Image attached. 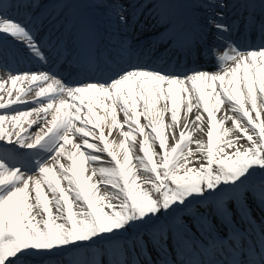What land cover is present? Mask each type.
Masks as SVG:
<instances>
[{
    "label": "snow or ice",
    "instance_id": "1",
    "mask_svg": "<svg viewBox=\"0 0 264 264\" xmlns=\"http://www.w3.org/2000/svg\"><path fill=\"white\" fill-rule=\"evenodd\" d=\"M241 3L258 45L234 42L222 12L207 21L215 43L196 31L173 38L186 54L214 59L209 72L142 63L126 40L102 51L91 28L67 39L56 29L45 41L35 21L42 5L0 2V68L8 70L0 76V264H65V254L74 257L68 264H264V222L257 234L246 219L250 202L264 209V0ZM135 4L113 0L118 26L130 25ZM65 52L82 80L55 66ZM21 59L33 68H11ZM185 100L188 113L202 112L169 147ZM225 104L234 115L218 119ZM204 113L206 139L193 141L189 129L200 121L205 132ZM115 129L122 140H109ZM242 209L252 231L236 226ZM217 222L233 225L231 234Z\"/></svg>",
    "mask_w": 264,
    "mask_h": 264
},
{
    "label": "bare ground",
    "instance_id": "2",
    "mask_svg": "<svg viewBox=\"0 0 264 264\" xmlns=\"http://www.w3.org/2000/svg\"><path fill=\"white\" fill-rule=\"evenodd\" d=\"M106 2H108V4L112 5L113 0H104ZM179 2L181 1H185V3H188L191 10L192 11H196L199 10L200 11V17L202 18L203 21H206V18L209 17H214L215 15L209 13L211 12L209 10V8H211V6H215L216 8L222 10L221 8L217 7L216 4L217 3H224L227 5V7L223 8L222 13H224L223 15V20L221 21L222 23L228 24V21H225L224 19H228L229 17L231 18L233 15H241V18H247L249 16V12L245 10V5L244 4H238L242 1L239 0H212L213 2H208L206 0H178ZM0 2H8V0H0ZM36 2L40 5H42L39 10L35 13V17L38 14H42V16L40 17V20L36 21V26L37 28H40L41 30H43L44 33V37L47 36L48 34H50L51 32H53L54 30H56L55 27V21L57 20V17L54 16H50L48 15V13L50 12V7L52 4L55 6H58L55 8L56 12L59 15V19L57 20V22L60 23H68L70 25L72 24H76L81 17H85L81 12L79 7H73V8H65L64 4L65 3H72L74 5H77L75 0H36ZM120 2L122 3H126L127 0H120ZM138 2H136L135 6L133 9H131V11L133 12L134 9L141 11V14H144V18H143V23L142 26L140 28V30L137 31V27L141 24L138 21L135 24V26L133 27L132 25H129L128 27H123V26H118L115 23V31H117V36H115V38L117 39V41H128V34L132 33V35L135 36V38L137 39V45H136V51H137V55L140 57V60L142 63H149L152 65H156L159 67H163V68H170V69H179V70H183V71H187V70H191V69H200V70H207L209 72H214L217 70L218 65L216 63V61L214 59H209L203 56H199V55H192V54H186L179 46L177 43L173 42V38H177V32H176V28L175 29H171L169 31L168 26H162L159 27V29H157L158 26V21H156L155 19H163V18H150V15H146V12H148L149 8H145L146 5L140 3V5H138ZM137 6V7H136ZM85 7V6H84ZM84 7L81 6L80 8L84 10ZM104 6H100V8H103ZM206 7V8H204ZM208 7V8H207ZM53 8V7H52ZM88 8V7H85ZM140 8H144V9H140ZM95 9L94 7H91V10ZM98 9V8H97ZM105 9V8H103ZM110 9V7H109ZM143 10V11H142ZM202 10V11H201ZM217 11V10H215ZM251 11V10H250ZM72 12H76L78 13V15H74ZM85 12H89V11H85ZM174 18H178V16L176 14H174V11H170L169 12ZM217 13V12H216ZM16 12L13 11V15H15ZM108 15L109 17H113L114 18V13L112 11V9L108 10ZM215 14V13H214ZM21 15H24V11L21 10ZM29 18H32V14L29 13L28 14ZM143 16V15H142ZM91 18H94V16L91 15ZM134 20V19H133ZM180 20V22L184 25H190L191 27H193L194 29H196V31H201L202 33H204L206 39L210 42V43H215V37H212V34H214L215 36L217 35L216 30L214 28L210 29L209 32L206 31L208 29V25L205 23H200V22H195L196 18H192L190 20L188 19H177V22ZM132 21V20H131ZM130 24H133V22H131ZM151 28H155L150 32V34L148 36H146L145 34L147 33H143V30H150ZM63 34L66 36V38L69 37V35L71 34L72 36H75L77 33L76 31H71L69 28L67 27H61ZM115 33V32H113ZM169 33V35H168ZM165 35H167V37H165ZM113 34H110V36H106L103 32L102 34H99V40L103 41L105 39H109L110 37H112ZM232 40L234 42H236L238 45H240L241 47H245L248 45H258L260 43V41H256V42H246V41H242V40H238L232 33L231 36ZM153 41L158 42L160 45L158 46V49L156 50L158 53L156 54V56L154 58H150V57H146L141 56V52H142V47L146 44L147 46H149V51L151 52V50L153 49V45L155 46V43H152ZM75 40L72 41L73 44ZM116 42H114L112 45H114ZM133 47V46H132ZM220 50L221 52L224 50V45H220ZM134 48V47H133ZM15 49V48H13ZM155 51V52H156ZM140 52V53H139ZM69 56V52H65L64 53V58ZM174 57V60L176 59L175 62H179L178 59L179 58H187V57H196L198 58L199 61L196 62H192L190 64H188V60L187 59H181V61H186V63L184 65H177L176 63H165L166 58H172ZM65 62V59H62V56L60 57L59 62L55 65L58 69L63 70V77H66L69 80L72 81H76V80H82L84 78L83 74H77L75 73L74 75H68V70L70 69V67H67L66 64L64 66H61L62 63ZM33 68V67H30ZM28 68V69H30ZM35 70V69H33ZM47 70V69H44ZM0 76H2V78L7 79L8 77V70L0 68ZM10 85H6V87H8ZM15 95V92H14ZM5 99H7V96L5 94ZM192 103L195 104L196 100L195 98H193ZM227 105V104H226ZM196 109H199L200 111H202V108H193L191 113L187 112V100H185L184 106L181 109V113H180V126L176 128V137L173 138L171 136H169L168 138V145L169 147H171L175 141L178 139V135H179V131L182 130V126L184 123H190L191 121L195 120V117L197 116V111ZM98 112L102 113V110H97ZM225 113H227V115L232 116L234 115V113H232L230 110L225 109L224 105H221L220 110L217 112V117L218 119H221L224 117ZM206 115V113H204ZM118 119L122 122L123 120H121L120 117H118ZM145 119V118H144ZM165 124H166V135L168 133H170L172 131V125L173 122L171 120V114L168 113L165 115ZM227 122L231 123L232 122L230 120H228ZM226 122V124H227ZM200 121H197L195 124L191 125V128L189 129L190 131H192V135H193V141L197 140V139H206V130L208 127V122L205 119L203 123V127L205 129V132H200L197 131V125L200 124ZM147 124V120L145 119V123L141 124L142 126ZM227 126V125H226ZM228 127V126H227ZM125 128H127L125 126ZM35 129V126H33L32 129H30V131H33ZM125 130V129H124ZM128 130V129H127ZM125 130V131H127ZM150 131L149 129L146 128V134L147 132ZM120 130L119 129H115L112 131V135L109 136V140H117L120 141L123 139V137L121 135H119ZM105 134H108V129H105ZM143 138L138 136L137 137V141H141ZM158 143V141H157ZM137 147H139V143H137ZM193 149H195L196 145L193 142L192 144ZM106 156V155H105ZM121 158H123V153L121 154ZM110 158H108L106 156V162L107 160H109ZM105 162V166H107V163ZM55 163L54 161H49V164H53ZM88 172H91V169L93 167L92 162H89L86 165ZM93 181L95 180V177H93Z\"/></svg>",
    "mask_w": 264,
    "mask_h": 264
},
{
    "label": "rangeland",
    "instance_id": "3",
    "mask_svg": "<svg viewBox=\"0 0 264 264\" xmlns=\"http://www.w3.org/2000/svg\"><path fill=\"white\" fill-rule=\"evenodd\" d=\"M82 1V5L83 7H88V8H85L86 10H88L89 12H91V14L95 17V18H98L99 16L102 18V20L105 22L104 25L105 27L106 26H110V27H113L115 26V18H111L109 17L108 15V10L112 9L111 5L108 4V2H105L104 0H81ZM108 1V0H107ZM208 2H213L212 0H206ZM100 6H104L103 8L105 9H97L98 7ZM91 7H94L95 9H92L91 10ZM110 7V9H109ZM39 18H35V21H37ZM113 21V23H109L108 21L109 20ZM109 25H108V24ZM224 108L225 109H228V105H224ZM198 110L197 111V115H199L202 111H200L199 109H196ZM118 117L121 118V120H124V116H123V113L122 112H119L118 113ZM204 117L206 119V115L204 114ZM31 119V118H29ZM205 119L203 120V122L205 121ZM144 124L145 123V119L144 117H141V124ZM228 127H232V124L227 122L226 124ZM125 130H127V128H124ZM244 141H242L243 143ZM105 160H106V156H105ZM106 162V161H105ZM61 163H64L66 166L69 164V162L66 160V158L64 160L61 161ZM133 163H135V160L133 161ZM100 177L99 176H96L95 177V180H99ZM64 184H66V182H63ZM100 189H101V192H103L104 190H106V186L101 184L100 185ZM247 208H250L251 211H250V214L248 215V218H250L255 226L256 229H258L259 225H261V222H264V217L262 214H264V209H262L256 201H252L250 202L248 205H247ZM244 218V212L242 210L239 211V214L236 216V226L239 227V228H248L249 231L250 228L249 226L247 225V223H244L243 222V219ZM229 226L233 227V225L229 224ZM227 229V230H226ZM231 229L230 227L226 228L223 224H220L219 222H217V230L220 232L221 235H223L225 232L231 234ZM226 239V238H225ZM98 259H103L105 261L107 260H110L112 257L111 256H103V255H100V256H97ZM64 261H65V264H68V262H70L72 259H74V257L71 255V254H65V256L62 258Z\"/></svg>",
    "mask_w": 264,
    "mask_h": 264
}]
</instances>
